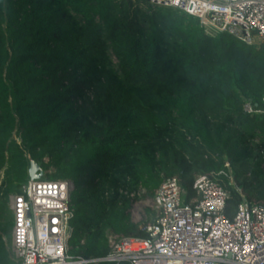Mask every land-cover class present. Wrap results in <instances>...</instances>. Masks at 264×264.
<instances>
[{
    "label": "trees",
    "instance_id": "16d2710c",
    "mask_svg": "<svg viewBox=\"0 0 264 264\" xmlns=\"http://www.w3.org/2000/svg\"><path fill=\"white\" fill-rule=\"evenodd\" d=\"M30 161L74 185L72 258L104 257L107 233L146 238L158 213L132 223L129 196L167 179L187 201L216 180L230 219L241 196L264 205V43L144 0H0V264Z\"/></svg>",
    "mask_w": 264,
    "mask_h": 264
},
{
    "label": "built area",
    "instance_id": "2783aa9c",
    "mask_svg": "<svg viewBox=\"0 0 264 264\" xmlns=\"http://www.w3.org/2000/svg\"><path fill=\"white\" fill-rule=\"evenodd\" d=\"M144 1L198 21L209 37L226 34L249 47L264 43V0ZM244 110L252 113L248 104ZM43 177L28 178L20 193L8 197L12 226L4 243L14 264H264V205L241 196L228 218V192L207 176L196 178L195 197L189 201L176 179L159 186L154 193L158 216L141 228L146 238L107 233L104 257L72 258L68 243L74 185Z\"/></svg>",
    "mask_w": 264,
    "mask_h": 264
},
{
    "label": "rangeland",
    "instance_id": "374dc122",
    "mask_svg": "<svg viewBox=\"0 0 264 264\" xmlns=\"http://www.w3.org/2000/svg\"><path fill=\"white\" fill-rule=\"evenodd\" d=\"M110 60L112 64L116 67L117 61L110 54ZM47 162V160H45ZM53 172V169H50L45 173L43 177L44 180H49L46 174H50ZM51 181V180H50ZM149 211V213H147ZM158 213L155 203V194L153 196H149L147 193H141L140 196L134 201L131 205V209L129 211L130 221L134 224H143L144 222H149L154 216ZM148 224V223H147ZM4 242H8L7 238H3Z\"/></svg>",
    "mask_w": 264,
    "mask_h": 264
},
{
    "label": "water",
    "instance_id": "95a60500",
    "mask_svg": "<svg viewBox=\"0 0 264 264\" xmlns=\"http://www.w3.org/2000/svg\"><path fill=\"white\" fill-rule=\"evenodd\" d=\"M43 175L44 172L42 171L41 167L37 163L30 161L28 169V178L32 181L40 180Z\"/></svg>",
    "mask_w": 264,
    "mask_h": 264
}]
</instances>
